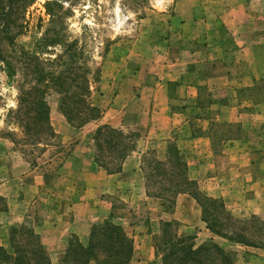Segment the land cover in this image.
<instances>
[{"label":"rangeland","instance_id":"obj_1","mask_svg":"<svg viewBox=\"0 0 264 264\" xmlns=\"http://www.w3.org/2000/svg\"><path fill=\"white\" fill-rule=\"evenodd\" d=\"M19 10L21 12L15 11L12 19L17 20L21 26L14 24L15 21L10 25L14 27V32L20 30V33L13 36V44L6 41L2 43V55L6 57L0 60V182L7 175V170L8 174L13 175H30L31 170H35L33 175H44L47 190L59 182L63 183L61 166L69 152L82 139L87 148L89 145L86 142L93 139L95 132L88 135L84 129H80L82 125L69 122L60 108L61 100L75 95L76 99H85L99 106L102 111L128 101H137L135 94L138 86L132 90L127 79H135L140 83V89L144 85L149 86L159 74H164V65L178 58H182V62L190 61L185 57L187 53H183V47L193 49L197 48V44H203L206 48L218 46L233 50V59L229 61L233 68L231 71L236 74L233 86L238 93L237 100L233 98L232 102L238 104L237 101L241 103L250 97L255 103L251 105L254 112L264 104V0H35L25 12ZM47 36L57 43H43L41 40ZM243 47L250 49L251 59L256 60L258 66L253 61L256 66H249L244 51L241 52ZM30 55H36L37 61H33ZM7 60L11 65L9 67L6 65ZM36 63L45 72L51 73V76L62 75L65 79L63 86L50 83L46 87L45 101L50 107L49 121L54 134L38 131L30 122L36 117L35 111L27 112L29 102L20 100L21 93L33 85L43 87L38 84L37 74L33 72ZM247 75H253L257 80L251 89H246L248 86L244 84ZM170 89L175 103H181L186 95L185 85L173 83ZM207 102L204 93V106L190 108L192 115L201 117L195 120L197 124L206 125L208 118L221 109V105L209 108ZM66 104L70 110L81 108L78 106L80 102L72 98L66 100ZM20 107L22 109L18 110ZM235 110L244 109L237 106ZM63 119L67 120L75 132V136L68 140H63L55 131V126L60 127ZM227 119L221 116L220 120L214 121L212 148L218 154L212 162L209 161L211 157L198 156L201 155V149L200 153H194L195 149L184 148L183 155L188 164L187 176L194 181L190 187L192 193L209 208L208 219L219 217L217 226L227 232L241 231L251 239L264 242V215L259 206L260 200L264 202V195L261 194L264 182L247 180L245 169L249 166L244 165L247 162L245 155H240L239 162L234 163L226 153L228 149L233 151V147L227 146L229 140L233 139L237 140L235 146L241 143L235 149L237 152L244 147L243 143L247 139L253 143L252 147H257L255 151H263L264 127L260 129L259 125L264 118L255 115L242 116L234 122ZM124 132H131L133 136L135 134V145L128 154L137 144L143 148L140 167L147 193H160L162 185L168 184V180L157 176L153 165L156 161H166L168 144L188 133L177 130L175 137H153L147 142L143 138L145 128ZM94 149L96 155L95 140ZM204 153L203 150V155H207ZM113 155L112 151H104L106 160ZM200 157L205 162H200ZM150 161L154 163L151 165ZM106 162L113 165V162ZM167 165L170 173V162ZM218 167L219 170L216 169ZM214 169L215 175L212 171ZM184 170L185 167L181 165L172 176L180 179ZM28 177L30 179L31 176ZM155 180L161 181L155 184ZM132 190L125 187L110 194L113 207L111 215L121 217L131 224L138 220L150 221L154 245L155 236L163 233L164 221L158 218V214L162 205L171 204L175 197L172 196L174 198L169 202L148 194L152 198H141L133 202ZM208 197L218 200L212 206ZM43 201L41 199L31 209V215L38 223L41 218L44 219L43 210L47 207L48 200ZM221 201L232 215L230 219L222 209ZM5 205L2 196L0 217ZM171 228L175 229L176 234L185 233L195 237L200 233L198 241L207 236V230L202 232L203 228L200 227L173 224ZM223 238L218 237L216 242L225 245ZM226 246L227 250L234 252L235 264H244L245 261H238L242 258L253 264H264V246ZM161 258L162 255L155 254L153 264H163Z\"/></svg>","mask_w":264,"mask_h":264},{"label":"crops","instance_id":"obj_2","mask_svg":"<svg viewBox=\"0 0 264 264\" xmlns=\"http://www.w3.org/2000/svg\"><path fill=\"white\" fill-rule=\"evenodd\" d=\"M242 51H244L243 55L245 54L246 60L249 61V66H254L252 61L257 64L256 60L251 59L250 49L247 50L246 47H243ZM184 52L187 53L185 57L190 61L182 62V58H178L176 61H171V64L164 65V74H159L149 86L144 85L140 89V83L135 79H127L132 90L138 86L136 87L138 91L135 94L138 103L132 100L104 110L99 118L85 123L80 129H84V132L92 135L102 125H109L125 134H131V132L126 133L124 131H140L145 128L143 138L145 137L147 142L153 137L161 138L163 136L170 139L175 137L177 130H180L188 133V135L174 139L173 142L179 150L183 153L185 152L184 148L191 147V149H195L194 153H200L199 149H201V155L198 156L211 157L209 161L212 162L218 154L212 148L214 144V121L220 120L221 116L229 118L227 121L230 122L240 120L242 116L260 115L261 118H264V108H262L264 104L254 112L251 105L255 103L250 97L243 99L241 103L237 101L238 104L232 102L237 100L238 93L236 87L233 86L236 82V74L231 71L233 68L229 61L233 59V50L218 46L206 48L203 44H197V48L193 49L183 47ZM177 82L185 85L186 95L181 103L176 104L170 86ZM256 83L257 80L253 75H247L244 81L245 86H248L246 89H251ZM204 93L208 98L207 105L209 108L214 105H221V109L220 111L216 110L214 116L208 118L206 125H201L195 122L201 117L192 115L190 108L204 106ZM237 106L244 110L236 111ZM249 126L252 128V125ZM259 127L260 129L264 127V121ZM55 131L61 135L63 140L75 136L73 127L66 119L61 121L60 127L55 126ZM94 135L91 141L86 142L89 145L87 148L82 139L69 152L61 166L63 183L58 181L60 185L62 184L61 186L58 184L47 190L44 175H33L35 170H31L30 175H13L8 174V170L6 171L7 175L0 182V197L3 196L6 201L5 208L1 210L3 214L0 217V219L2 218L0 220V244L2 246L10 251L12 249V228L27 224L39 235L41 243L49 252L52 264H59V260L72 237H77L82 244L87 245L93 225L109 220L121 225L134 239L133 255L127 264H153L155 249L152 243L151 222L138 220L131 224L121 217L115 218L111 215L113 207L110 194L113 191L130 187L133 189L131 197V200L134 198L133 202H138L141 198H152L147 193L140 167L144 154L143 148L137 144L123 161L122 168L118 172L111 173L96 161ZM236 141L234 139L229 140L227 144V146L233 147V151L230 149L226 151L228 158H232V162L235 163L239 162L240 155H245L247 162L244 165L249 166L245 169L247 180L264 182V150L255 151L257 147H252L253 143L247 139L243 143L244 147L239 148L237 152L235 149L241 143L239 142L235 146ZM203 150L207 155H203ZM200 158V162H205L202 161L203 157ZM201 167L203 168L202 165ZM216 169L219 170V167ZM216 169L212 170L214 175ZM200 171L202 172L201 168ZM28 176H31L30 179ZM261 194L264 195V191ZM41 199L44 200L43 202L45 200L48 202H46L47 207L43 210L44 219L41 218L38 223L36 218L31 215V209ZM162 206L158 218L163 219V221H176L180 225L193 228L200 227L203 228L202 232L207 230V236L203 237L201 241H198L200 233L195 236L197 245L211 240L216 241L218 237L223 238L208 227L203 218L202 206L193 194L178 193L172 204H163ZM259 206L264 215V202L262 200H260ZM29 219L33 221L30 222ZM202 224L205 226L203 227ZM223 239L226 243L221 246L225 249H227L226 245L243 247L241 243L232 242L227 238ZM238 261H245L244 264H253L246 258ZM90 264H97V262L91 261Z\"/></svg>","mask_w":264,"mask_h":264},{"label":"trees","instance_id":"obj_3","mask_svg":"<svg viewBox=\"0 0 264 264\" xmlns=\"http://www.w3.org/2000/svg\"><path fill=\"white\" fill-rule=\"evenodd\" d=\"M34 1L0 0V60L3 59L2 57H6V55H2V43L6 41L9 44H13V36L20 33V30L14 32V27L11 28L10 23L15 21V19H12V15L15 11L19 12V8L25 12L27 7ZM49 5L52 4L49 2ZM50 11L52 14V8H50ZM14 24L21 26L20 23H17V20ZM2 25L4 26L2 27ZM41 41L45 44L57 43L49 36L44 37ZM30 58L33 61H37L36 55H30ZM6 65L8 67L11 66L8 60ZM33 72L37 74L38 84H42L43 87L33 85L28 91L21 93L20 100L22 102H29V105L26 107L27 112L35 111L36 117L30 121L34 124L33 126L37 127L38 131H50L54 134L49 121L50 107L45 101V92L46 87L50 83L63 86L65 79L62 75L51 76V73L45 72L44 68L39 66V63H36ZM47 76H49V79H46ZM71 98L80 102L78 106H81V108L77 107V111L70 110L69 105L66 104V100H70ZM60 108L69 122L78 123V125H84L89 121L95 120L102 113L99 106L87 102V100L82 98L76 99L75 95L67 97L64 100L62 99ZM21 109L22 107L18 110ZM134 136L132 134H125L121 130L109 125L100 126L94 135L97 148V163L107 169L108 172H118L128 152L135 145ZM106 149L112 151L114 154L109 160H106L104 156ZM106 161L113 162V165L111 166ZM152 162L150 161L149 163L152 165ZM169 162L172 167L170 173L167 165ZM181 165L185 167V170L184 173L182 171V177L177 179L172 176V173ZM153 167L157 171V176H162L167 179L168 184L162 185L160 193L151 194L149 192V194L170 202L178 193H191L202 206L203 218L214 233L232 242L243 245L254 247L264 246V242L261 240L251 239L241 231L227 232L223 227L217 226L219 217L212 216L211 220L208 219L207 215L210 214V210L205 203L198 199L199 197L197 195L192 193L190 185H193L194 181L187 176V160L175 142H171L167 146V160L164 162L156 161ZM158 181L161 180H155L154 183L157 184ZM208 199L210 201L209 204L212 206L218 200L212 197H208ZM172 203L173 201H171ZM221 205L230 219L232 215L226 211V206L223 201H221ZM163 224V233L162 235L155 236L156 241L154 243L155 254L157 256L162 255L161 260L163 264H235L236 257L234 252L223 248L216 241L211 240L197 245L193 235L175 233V229H172L171 226L173 224H179L178 222L164 221ZM11 246L12 249L9 251L0 244V264H52L50 255L41 243L39 235L31 227L25 225L13 227L11 230ZM160 249L162 252H159ZM133 251L134 239L128 235L121 225L108 220L93 225L90 240L87 245L82 244L77 237H72L59 260V264H90L91 261H95L97 264H127L132 258Z\"/></svg>","mask_w":264,"mask_h":264}]
</instances>
